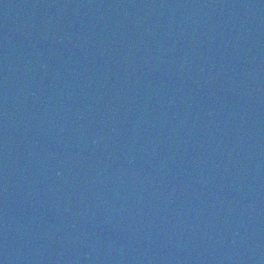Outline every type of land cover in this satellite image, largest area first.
Listing matches in <instances>:
<instances>
[{
    "label": "water",
    "instance_id": "water-1",
    "mask_svg": "<svg viewBox=\"0 0 264 264\" xmlns=\"http://www.w3.org/2000/svg\"><path fill=\"white\" fill-rule=\"evenodd\" d=\"M0 264H264V0H0Z\"/></svg>",
    "mask_w": 264,
    "mask_h": 264
}]
</instances>
